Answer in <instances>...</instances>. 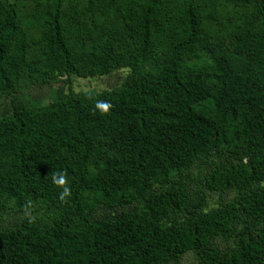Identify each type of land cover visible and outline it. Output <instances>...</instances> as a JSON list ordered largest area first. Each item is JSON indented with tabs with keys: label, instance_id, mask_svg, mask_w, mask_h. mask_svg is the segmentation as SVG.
<instances>
[{
	"label": "trees",
	"instance_id": "16d2710c",
	"mask_svg": "<svg viewBox=\"0 0 264 264\" xmlns=\"http://www.w3.org/2000/svg\"><path fill=\"white\" fill-rule=\"evenodd\" d=\"M256 18L249 22L236 51L245 55L242 78H230L226 61L203 37L197 0H185L180 31L167 49L155 55L160 71L150 74L155 16L166 0H149L127 23L129 54H115L107 40L88 63L80 62L67 43L62 24L63 0H52L43 46L42 82L65 74L68 95L46 106L22 108L14 97L20 72L31 78L37 71L28 60L30 44L18 21L15 3L0 0V93L11 111L0 117V205L13 201L19 212L32 201L31 215L42 204L53 210L43 221H23L0 228V264H167L188 254L198 264H264V57L256 43V23L264 19V0H254ZM210 55L220 78L215 96L224 98L241 119V145L246 161L221 165L212 154L222 130L192 104L200 100L203 74L181 77L180 62L192 49ZM133 72L129 86L114 92L75 96L71 75L94 77L121 68ZM113 105L102 114L95 105ZM112 151L110 154L108 151ZM202 155L208 158L203 178L210 192H239L206 214L190 216L179 226H163L167 217L184 209L188 184L173 176ZM95 157L105 167L91 173ZM244 157V158H245ZM66 171L72 196L59 200L50 174ZM163 186L155 190V186ZM93 192L119 211L101 221L87 214L85 195ZM109 204V205H110ZM116 209V210H117ZM247 220L248 234L225 253L216 241L237 236Z\"/></svg>",
	"mask_w": 264,
	"mask_h": 264
},
{
	"label": "rangeland",
	"instance_id": "374dc122",
	"mask_svg": "<svg viewBox=\"0 0 264 264\" xmlns=\"http://www.w3.org/2000/svg\"><path fill=\"white\" fill-rule=\"evenodd\" d=\"M15 3L18 10V21L26 33L30 49L28 60L37 69L30 78L27 72H20L14 91V97L22 108L46 106L61 101L68 95V82L65 74L42 82V71L45 69L43 46L46 44L52 0H9ZM149 0H63L62 24L64 36L71 48L76 51L80 62L88 63L91 53H99L100 44L107 38L113 44L115 54L128 55L130 38L127 23L132 15L140 11V6ZM185 0H166L161 13L154 18L153 39L155 46L153 56L146 61L150 74L160 71L155 64V55L165 51L180 31V14ZM197 11L202 19L203 37L209 40L215 54L223 58L230 71V78L239 82L244 69L245 55L236 51L239 44L244 50L246 42L240 43L249 22L256 18L257 8L254 0H197ZM256 43L264 57V19L256 23ZM264 74V63L259 67ZM181 77L185 80L191 74H203L202 88L198 91L200 100L192 104L193 110L215 121L222 130V136L214 157L221 165L246 161L241 145V119L236 118L224 98L217 99L220 78L216 77L219 69L213 58L198 48L188 52L180 62ZM133 72L130 68H121L109 74H97L94 77L71 75L70 85L75 96L114 92L129 86ZM11 111L7 96L0 93V117ZM264 142V141H263ZM113 154L112 151H108ZM245 157V158H244ZM208 158L202 155L183 172L173 176L188 184L189 201L184 209L172 214L162 221L163 226L182 225L190 216L206 214L216 210L231 195L239 192H210L205 188L203 178L207 171ZM104 158L95 157L91 165L92 175H96L105 167ZM163 186L156 185L155 190ZM87 214L93 221H101L118 212L120 208L104 203L93 192L85 195ZM110 204V205H109ZM33 216L43 221L53 210L42 204ZM117 209V210H116ZM25 217V211L16 210L13 201L2 200L0 205V228L10 229L19 225ZM237 236L230 241H216L213 247L222 253L232 249L242 234H248L250 224L243 220L237 226ZM167 264H198V255L188 253Z\"/></svg>",
	"mask_w": 264,
	"mask_h": 264
},
{
	"label": "clouds",
	"instance_id": "9594fccd",
	"mask_svg": "<svg viewBox=\"0 0 264 264\" xmlns=\"http://www.w3.org/2000/svg\"><path fill=\"white\" fill-rule=\"evenodd\" d=\"M95 107L101 111L102 114H109L113 105L107 101H98ZM52 183L61 191L59 192V200L61 203H67L72 196V190L69 184V178L66 171H56L50 174ZM32 207V201H27L25 205V215L28 216L30 222H34L36 217L31 215L29 209Z\"/></svg>",
	"mask_w": 264,
	"mask_h": 264
}]
</instances>
